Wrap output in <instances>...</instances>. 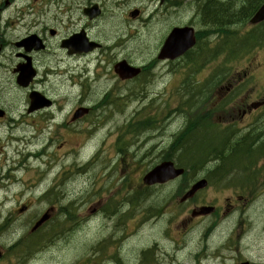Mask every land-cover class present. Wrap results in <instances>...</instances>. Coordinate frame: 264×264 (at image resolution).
<instances>
[{"label": "rangeland", "instance_id": "obj_1", "mask_svg": "<svg viewBox=\"0 0 264 264\" xmlns=\"http://www.w3.org/2000/svg\"><path fill=\"white\" fill-rule=\"evenodd\" d=\"M7 1L10 6L5 7ZM49 1L0 0L3 45L0 110L5 111L0 121L6 126L14 123L11 130L20 128L19 133L31 138L27 146L14 143L11 148H6V142L0 140V180L5 177L6 182L12 181L9 189H0V251L3 254L0 264H148L147 253L153 257L150 264H204V258L207 261L210 253L205 244L213 239L206 237L207 228L210 230L220 220L264 221V186L245 204L250 196L245 199L234 188L209 179L207 188L189 201L179 203V197L199 173L215 167V159L206 161L203 169L197 168L194 179L192 172L184 182L177 180L153 188L147 197L143 195L138 202H131L133 195L143 193L144 172L170 155V145L186 127L188 114L174 111L177 95L187 97L189 93L195 96L200 93L189 88L194 86L193 82L186 89H179L181 83L189 82L186 78L191 70L186 60L173 63L176 73L169 72L172 62L158 59V47L166 38L162 34L191 21L195 26L199 22L201 29L208 30L240 28V24H232L237 20L232 11L250 7V0H214L227 4L225 7L231 14L224 15L219 24L203 21L207 0L192 3L183 0L178 4L172 3L176 0H69L61 6V0H56L54 11L52 6L48 7ZM95 3L103 14L90 20L84 9ZM135 9L142 11L133 18L130 13ZM66 13L71 15L62 16ZM82 29L103 46L93 54H77L78 59L74 61L77 57L68 56L61 44L63 39ZM246 29L248 25L242 32ZM36 32H41L38 35L45 39L47 53L33 57L34 67L39 71L36 81L29 87H20L18 73L14 71L21 60L16 56L20 47L14 42ZM222 36H218L220 44L224 41ZM113 43L122 47L115 48ZM121 60L143 67L144 74L123 81L113 70L114 64ZM249 61L264 67V48H254L234 73L241 72ZM70 72L74 74L68 75ZM207 73L208 70L203 74L201 71L197 77L203 79ZM253 79L263 82L264 68ZM32 90L50 98L53 106L29 112ZM80 107L91 108L93 112L73 120L74 110ZM141 119L152 122L147 131L139 135L125 133L130 121L137 122L138 125L130 122L137 129ZM250 121L248 118L243 123ZM92 127L97 132L91 134ZM12 132L5 135L10 137V143ZM206 137L204 145L213 146L214 135ZM124 139L127 143L122 150ZM235 140L227 136L226 144L230 147ZM125 150L129 151L124 155ZM29 154L39 155L29 157ZM128 157L135 160L127 163ZM50 188L54 196L46 194ZM23 204L29 210L21 213L19 208ZM208 205L216 206L219 215H195L199 207ZM52 206H56L55 218L31 233L35 221ZM94 207L96 210L92 212ZM151 207L161 210L158 216L156 212H149ZM46 234L44 241H37L34 236L27 241L29 235ZM19 240L27 244L10 251ZM30 242L32 247L39 246L31 250Z\"/></svg>", "mask_w": 264, "mask_h": 264}, {"label": "trees", "instance_id": "obj_2", "mask_svg": "<svg viewBox=\"0 0 264 264\" xmlns=\"http://www.w3.org/2000/svg\"><path fill=\"white\" fill-rule=\"evenodd\" d=\"M209 9L211 11L208 10L209 12L205 13L204 18L207 17V21L210 23L219 24L224 19L222 18L224 15L230 14L228 8L220 2L211 3ZM232 14L235 15V12H232ZM228 49L230 52L239 50V53H242L245 52L246 48ZM139 125L140 127L137 129L147 127L149 124L140 122ZM134 130L131 125H128L125 133ZM202 131L204 132L202 133ZM205 131H207L205 125L202 124L197 130V124L188 122L186 128L180 132L179 137L171 145V157L176 159L179 165L189 168L190 173H195L199 167L203 169V164L206 161L215 159V162H217L214 165L215 167L205 170L208 178L213 182L220 181L222 185L234 188L241 195H254L258 189L264 186V165L257 167L264 157L263 130L260 131L256 128L245 133V135H238L230 147L226 144L225 138V142L220 144L221 147H218V149L208 146L204 147L206 135L201 138L199 136L203 135ZM186 134H188L187 138ZM180 136H184L186 139L180 140ZM176 141L178 142L175 143ZM203 148H206V150ZM192 160L193 163L190 164ZM135 199L136 196H133L132 201Z\"/></svg>", "mask_w": 264, "mask_h": 264}, {"label": "flooded vegetation", "instance_id": "obj_3", "mask_svg": "<svg viewBox=\"0 0 264 264\" xmlns=\"http://www.w3.org/2000/svg\"><path fill=\"white\" fill-rule=\"evenodd\" d=\"M214 2L210 0L209 3ZM253 6L250 5V11H252ZM246 10L243 7L235 8L234 11L237 20L241 19L243 12ZM8 12L6 10L4 13ZM154 14L149 16V19L152 18ZM247 17V16H246ZM225 19V18H224ZM254 27H250L253 29ZM264 28V24H263ZM262 28V29H263ZM248 29V31L250 30ZM41 32H38L40 34ZM44 40V38L42 37ZM45 41V40H44ZM208 46H211L210 44ZM251 48H264V44L261 46H253ZM2 49V48H1ZM21 52L18 53V57H22ZM77 57V56H76ZM77 58H74L75 61ZM251 64L246 66L244 70V75L247 77L248 74L253 75L254 72L258 69L259 66L253 68ZM230 87H226V81L222 80L218 86L215 87L214 91L209 93L212 95L213 101L216 99L222 100L226 91L238 90L240 82H243V77L239 74L234 76L231 81ZM210 95V96H211ZM225 98V97H224ZM235 106L238 108L232 109V111L241 113V116L251 115L253 112H264V86L263 89H257V87H247L245 89L244 98L240 99L239 103ZM223 109H215L214 112H222ZM1 113L0 117H3ZM4 122L0 121V140L5 141L6 148L10 144V137L6 138L11 130V126L2 125ZM8 129V131H7ZM7 131V132H6ZM29 153V152H28ZM34 155L30 156L36 157ZM29 156V157H30ZM12 181L6 182L5 177L0 180V189H9L11 187ZM95 210V208H94ZM92 210V211H94ZM219 227H209V233L206 237H211L212 242L207 243V250L210 249V253L207 255L209 259L205 261L204 264H264V221H252V220H230V221H219L217 222ZM209 239V238H208ZM212 249H211V247ZM204 247V246H203ZM202 247V249H203Z\"/></svg>", "mask_w": 264, "mask_h": 264}, {"label": "water", "instance_id": "obj_4", "mask_svg": "<svg viewBox=\"0 0 264 264\" xmlns=\"http://www.w3.org/2000/svg\"><path fill=\"white\" fill-rule=\"evenodd\" d=\"M86 12L90 16H94L98 13L97 7H94L93 9H87ZM264 20V4L259 8V10L256 12L255 16L252 19L253 23H258L260 21ZM195 35H194V29L192 27H178L175 28L169 37L167 38L163 48L161 49L160 58H170L175 59L176 57H179L186 53L190 48H192L195 45ZM65 46L70 48V52L73 51H89L93 49L94 44H87V45H77V42L74 40L66 41ZM116 71L121 75L122 78H129L137 75L139 73V70L130 67L129 65H126L125 62L119 63L116 65ZM30 78L23 77L20 79V82L23 84H28ZM31 107L30 111L36 110L38 108H42L44 106H50L51 102L44 97H42L39 93L33 92L31 95ZM87 109L78 110L75 117H79L85 113ZM184 172V169H177L174 166V163L171 161H165L161 164L154 167L152 170H150L145 176H144V182L148 185H153L156 183H165L169 181L170 179H174L175 177L181 175ZM208 185L207 179H201L197 181L192 188L185 194L183 197V200L187 199L188 197H191L195 194L199 189H202ZM25 208H23L24 210ZM213 210L212 207H205L201 210V213L207 214L210 213ZM50 218V215L48 213H45L35 224L33 227V230L40 227L43 223H45Z\"/></svg>", "mask_w": 264, "mask_h": 264}, {"label": "bare ground", "instance_id": "obj_5", "mask_svg": "<svg viewBox=\"0 0 264 264\" xmlns=\"http://www.w3.org/2000/svg\"><path fill=\"white\" fill-rule=\"evenodd\" d=\"M225 2V1H224ZM228 3H230V1L228 2ZM250 3V2H249ZM148 4V3H147ZM222 4H223V1H222ZM247 4V3H246ZM227 5V4H226ZM225 5V6H226ZM251 5V4H250ZM249 5V6H250ZM230 6V5H229ZM244 8H245V6H244ZM249 11H250V7H246V10L242 13L243 14V16H242V18L243 17H245V16H247V14L249 13ZM241 18V19H242ZM256 36H258L259 37V39H256ZM256 36H253L254 37V39H253V41H252V37L250 38V39H248V40H246V41H244V42H241V43H239V46H244V45H247V44H249V43H254V42H259V41H261V40H263L264 39V32H262V33H260V34H258V35H256ZM53 71V70H52ZM51 75H52V73H50ZM64 77V76H63ZM66 78V77H65ZM99 78V77H98ZM60 79V78H59ZM95 79V78H94ZM89 80V79H88ZM102 80V79H101ZM100 80V81H101ZM90 81V80H89ZM100 81H98V82H100ZM103 81H108L107 80V78L105 77V79H103ZM92 82V81H91ZM90 82V83H91ZM96 84V83H95ZM91 87H92V85H91ZM191 90H193V88H190ZM173 117V116H172ZM172 119V118H171ZM13 126V125H12ZM18 130H20V128H17V130L15 131V130H13V132H12V134H11V136H12V143H10L9 145H8V147L9 148H11L12 146H13V144L14 143H25L26 144V146L31 142V138H29V136H27V135H25L24 133H19L18 132ZM145 130H147V128L145 127ZM7 132V131H6ZM192 141V140H191ZM16 146V145H15ZM19 146V145H18ZM22 148V147H21ZM9 150V149H8ZM26 151V150H25ZM24 151V152H25ZM30 153V152H29ZM29 156H30V154H29ZM179 156H180V153H179ZM8 168V167H7ZM156 213H155V215L156 216H158V213L159 212H157V211H155ZM154 212H151V214H153ZM151 223V222H150ZM17 226V225H16ZM20 226V225H19ZM135 246V245H134ZM148 246V245H147ZM136 247V246H135Z\"/></svg>", "mask_w": 264, "mask_h": 264}]
</instances>
